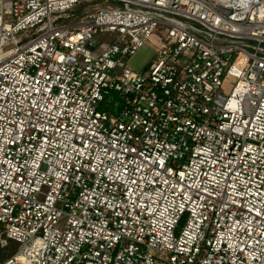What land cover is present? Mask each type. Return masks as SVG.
Wrapping results in <instances>:
<instances>
[{"label": "built area", "instance_id": "built-area-1", "mask_svg": "<svg viewBox=\"0 0 264 264\" xmlns=\"http://www.w3.org/2000/svg\"><path fill=\"white\" fill-rule=\"evenodd\" d=\"M7 248L0 264H264V0H0Z\"/></svg>", "mask_w": 264, "mask_h": 264}, {"label": "rangeland", "instance_id": "rangeland-1", "mask_svg": "<svg viewBox=\"0 0 264 264\" xmlns=\"http://www.w3.org/2000/svg\"><path fill=\"white\" fill-rule=\"evenodd\" d=\"M155 53V48L149 41L144 42L126 61L125 66L134 72H140L146 68ZM10 252V249L0 251V262Z\"/></svg>", "mask_w": 264, "mask_h": 264}, {"label": "trees", "instance_id": "trees-1", "mask_svg": "<svg viewBox=\"0 0 264 264\" xmlns=\"http://www.w3.org/2000/svg\"><path fill=\"white\" fill-rule=\"evenodd\" d=\"M8 249H9V248H8ZM2 251H3V250H2ZM11 253H12V251H11V248H10V252L4 257V259H5L6 257L10 256Z\"/></svg>", "mask_w": 264, "mask_h": 264}]
</instances>
